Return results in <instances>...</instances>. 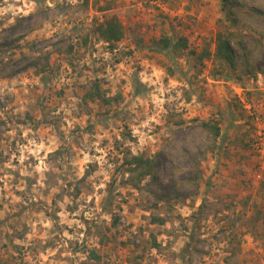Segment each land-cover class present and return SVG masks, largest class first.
I'll use <instances>...</instances> for the list:
<instances>
[{"label": "rangeland", "instance_id": "1", "mask_svg": "<svg viewBox=\"0 0 264 264\" xmlns=\"http://www.w3.org/2000/svg\"><path fill=\"white\" fill-rule=\"evenodd\" d=\"M234 1L0 0V264H264V0Z\"/></svg>", "mask_w": 264, "mask_h": 264}, {"label": "trees", "instance_id": "2", "mask_svg": "<svg viewBox=\"0 0 264 264\" xmlns=\"http://www.w3.org/2000/svg\"><path fill=\"white\" fill-rule=\"evenodd\" d=\"M226 3H230L232 5H236L238 3L234 0H224ZM234 15L232 18V26L238 27L240 24V20L235 12L231 13ZM231 18V17H230ZM93 32L103 41L109 43L111 46L117 45V43L121 42L125 37V31L122 27L120 20L114 16L112 18H107L103 22L97 24L94 27ZM162 45L167 48L173 46L175 50L181 51L188 48V40L186 37L181 36L178 41L174 42L169 37H164L161 39ZM191 53L196 54L195 51ZM210 52H204L203 56H201V61L205 57H209ZM216 56L228 67L233 70H237L240 68V65L237 63L235 53L233 51L231 45V34L219 33L218 34V44L216 48ZM45 61V59H44ZM245 65H249V60L246 58ZM99 95V94H98ZM108 101V100H107ZM2 122H0L1 124ZM204 128L211 133L215 138H218L221 135V128L219 124L212 122H204ZM125 161L127 165V172L131 173L132 176L136 174V177L141 179L147 176H152L154 179L157 177L156 165L153 160L147 156L142 155H134L131 158H126ZM168 221V218L163 216H156L153 218L154 223L165 224ZM154 248H159L160 244H158L157 240H154L153 244ZM94 258L99 259L100 256L93 252Z\"/></svg>", "mask_w": 264, "mask_h": 264}]
</instances>
